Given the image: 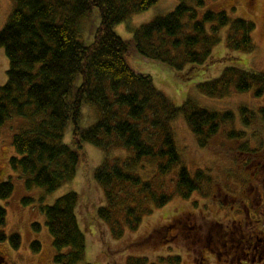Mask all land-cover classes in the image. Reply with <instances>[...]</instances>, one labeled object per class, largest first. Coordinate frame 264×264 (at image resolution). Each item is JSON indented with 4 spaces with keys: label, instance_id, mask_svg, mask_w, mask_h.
<instances>
[{
    "label": "trees",
    "instance_id": "trees-1",
    "mask_svg": "<svg viewBox=\"0 0 264 264\" xmlns=\"http://www.w3.org/2000/svg\"><path fill=\"white\" fill-rule=\"evenodd\" d=\"M157 1L13 0V9L0 30V48L8 61L7 82L0 85V129L8 122H18L9 168L24 176L27 189L39 187L51 193L73 180L86 164V145L98 148L103 159L93 178L103 188L105 206L97 215L109 225L115 239L125 229H138L142 217L151 212L149 203L160 208L171 200L173 193L167 186L171 182L183 200L201 191L202 182L211 184V176L203 170L192 176L185 166H179L181 156L172 122L182 116L203 147L222 122L233 118L230 111L197 108L188 98L180 106L173 105L149 74L135 70L132 60L147 59L176 71L204 65L221 41L223 29L228 54L255 49L253 22L232 19L226 12L207 11L199 18L204 0H178L168 14L135 27L130 39L116 33L117 25L149 10ZM93 10L99 24L87 43L79 39L80 23L93 17ZM196 85L208 97H221L231 89L241 93L253 89L259 97L264 93V73L227 66L218 76ZM86 108L93 109L96 117L84 126ZM259 112L264 118V109ZM240 113L244 124L249 123L250 113V118L255 117L245 107ZM242 135L229 133L231 137ZM113 149L128 151L126 158H111ZM144 160L155 164L151 180L135 173ZM13 189L10 180L1 182L0 200L8 199ZM22 202L28 205L32 200ZM78 204L79 195L69 192L53 204L40 206L56 264H79L84 259L86 241L77 220ZM5 223L6 210L0 206V242L8 241L16 250L21 237L5 234ZM39 227L33 224L35 230ZM164 232L151 235L163 234L159 239L166 241V229ZM31 248L38 252L40 243L32 242ZM174 261L180 262V258ZM146 262V258H129L127 264Z\"/></svg>",
    "mask_w": 264,
    "mask_h": 264
},
{
    "label": "rangeland",
    "instance_id": "rangeland-1",
    "mask_svg": "<svg viewBox=\"0 0 264 264\" xmlns=\"http://www.w3.org/2000/svg\"><path fill=\"white\" fill-rule=\"evenodd\" d=\"M177 3L178 0H158L149 10L133 15L126 22L117 25L115 31L123 39H130L131 31L135 27L168 14ZM12 9L13 0H0V30ZM207 11L226 12L232 19L240 18L253 22L254 51L228 54L224 45L226 32L223 29L219 33L221 41L213 48L212 57L204 65L192 68L188 66L183 71H176L165 64L142 58H134L131 65L135 70L149 74L157 89L175 106L182 105L188 98L197 108L219 113L230 111L233 114L232 120L222 122L218 131L203 147L198 145L182 116H178L172 122L176 145L181 156L179 166H185L192 176L198 170H203L205 174L211 176V184L202 182L201 191L194 192L189 199L183 200L176 195L171 182L167 185L168 190L171 188L172 191L169 193H173L171 200L160 208H155L149 203L151 212L142 217L138 229L135 231L125 229L121 238L115 239L109 225L97 215L98 209L105 206V195L103 188L95 182L93 171L102 162L103 153L88 144L85 146L87 162L80 167L73 180L51 193L39 187L27 189L24 176L18 171L11 170L8 165L9 158L14 155L11 141L14 129L18 125V122L12 124L8 122L0 129V183L10 180L14 189L8 199L0 200V206L6 210L4 233L18 234L21 237V246L15 250L10 247L8 241L0 242V260L3 263L56 264L54 262L56 251L40 206L53 204L57 198L69 192H76L79 195L77 220L86 241L84 259L79 264H127L129 258H146L145 264H190L189 241L185 237H176V230L172 225H176L179 219L182 220L189 213L199 217L203 214L209 219L228 214L235 204L233 198L246 184L253 168L247 166L248 160L261 158L264 163V118L259 112L260 109H264V93L256 97L253 89L243 93L231 89L221 97H208L196 85L199 81L218 76L227 66H235L246 72L264 73V0H204L203 7L198 9L199 18ZM91 16L93 17L83 19L80 23L79 39L87 43L91 41L92 31L99 24L96 10H93ZM7 70L8 61L3 49L0 48V85L7 82ZM242 107L255 113L253 118H250L251 113L248 116V124H244V117L240 113ZM95 117L93 109L86 108L84 126L92 123ZM11 125L15 127L12 128ZM231 132H240L243 135L231 137L229 136ZM69 137L68 132L67 141ZM243 145H246V149H242ZM127 152L113 149L109 156L124 160ZM135 173L143 180H151L156 174L154 162L144 160ZM23 199H31L32 203L25 205ZM211 200H214L215 204ZM35 223L40 226L38 230L33 228ZM165 229L166 241L159 239L165 233ZM158 230H162L163 234L157 233L152 237L151 234ZM34 241L40 243L38 252L31 248ZM176 257L180 258V262L174 261Z\"/></svg>",
    "mask_w": 264,
    "mask_h": 264
},
{
    "label": "flooded vegetation",
    "instance_id": "flooded-vegetation-1",
    "mask_svg": "<svg viewBox=\"0 0 264 264\" xmlns=\"http://www.w3.org/2000/svg\"><path fill=\"white\" fill-rule=\"evenodd\" d=\"M247 166L250 176L228 214L178 220L175 235L189 241L190 264H264V163L254 158Z\"/></svg>",
    "mask_w": 264,
    "mask_h": 264
}]
</instances>
